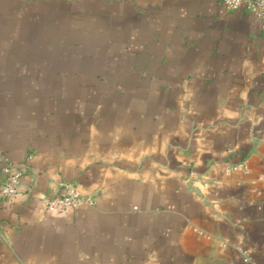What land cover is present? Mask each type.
<instances>
[{
  "label": "crops",
  "instance_id": "obj_1",
  "mask_svg": "<svg viewBox=\"0 0 264 264\" xmlns=\"http://www.w3.org/2000/svg\"><path fill=\"white\" fill-rule=\"evenodd\" d=\"M4 158L24 175L0 264H264V22L224 0H0V183ZM63 182L94 207L46 211Z\"/></svg>",
  "mask_w": 264,
  "mask_h": 264
},
{
  "label": "built area",
  "instance_id": "obj_2",
  "mask_svg": "<svg viewBox=\"0 0 264 264\" xmlns=\"http://www.w3.org/2000/svg\"><path fill=\"white\" fill-rule=\"evenodd\" d=\"M224 4L233 11L247 10L256 19L264 22V0H224ZM2 162L4 181L0 183V208L5 201L21 194V182L24 175V171L9 160L4 158ZM235 169H246V165H239ZM60 186L63 189L62 195L44 199L43 207L46 211L64 213L83 206L94 207V200L83 196L73 183L63 182Z\"/></svg>",
  "mask_w": 264,
  "mask_h": 264
},
{
  "label": "water",
  "instance_id": "obj_3",
  "mask_svg": "<svg viewBox=\"0 0 264 264\" xmlns=\"http://www.w3.org/2000/svg\"><path fill=\"white\" fill-rule=\"evenodd\" d=\"M259 131H257V133H258Z\"/></svg>",
  "mask_w": 264,
  "mask_h": 264
}]
</instances>
